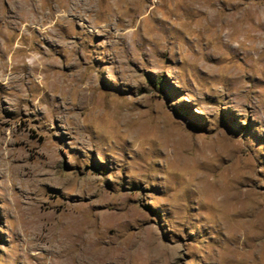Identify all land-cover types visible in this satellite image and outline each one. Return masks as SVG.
Listing matches in <instances>:
<instances>
[{"label": "rangeland", "instance_id": "374dc122", "mask_svg": "<svg viewBox=\"0 0 264 264\" xmlns=\"http://www.w3.org/2000/svg\"><path fill=\"white\" fill-rule=\"evenodd\" d=\"M0 264H264V0H0Z\"/></svg>", "mask_w": 264, "mask_h": 264}]
</instances>
